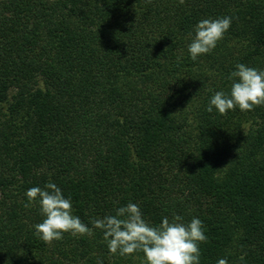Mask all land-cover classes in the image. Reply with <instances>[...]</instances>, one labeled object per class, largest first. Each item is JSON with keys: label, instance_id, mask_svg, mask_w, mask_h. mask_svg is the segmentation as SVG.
<instances>
[{"label": "trees", "instance_id": "16d2710c", "mask_svg": "<svg viewBox=\"0 0 264 264\" xmlns=\"http://www.w3.org/2000/svg\"><path fill=\"white\" fill-rule=\"evenodd\" d=\"M225 15L192 60L193 25ZM237 63L264 69V0H0V264H145L92 225L129 202L199 217L201 264H264V106L206 110ZM49 181L88 232L34 234L25 192Z\"/></svg>", "mask_w": 264, "mask_h": 264}, {"label": "clouds", "instance_id": "9594fccd", "mask_svg": "<svg viewBox=\"0 0 264 264\" xmlns=\"http://www.w3.org/2000/svg\"><path fill=\"white\" fill-rule=\"evenodd\" d=\"M231 22L232 17L228 15L198 20L187 45L189 57L196 60L212 51ZM228 79L231 85L227 92L217 90L210 96L206 106L208 112L215 109L224 115L237 107L241 111H251L256 106H264V69L237 63ZM25 196V207L33 203L39 205L43 219L33 227L34 234L42 241L51 243L61 240L64 233L75 236L88 232V225L74 214L71 197L65 196L54 182L49 181L43 187L32 186ZM92 225L101 230L109 252L121 256L142 252L145 264H201L200 243L208 240L199 217L193 216L185 223L180 215L171 220L164 216L154 225L144 218L134 202L116 208L114 215L92 220ZM216 264H227V259L220 257Z\"/></svg>", "mask_w": 264, "mask_h": 264}]
</instances>
